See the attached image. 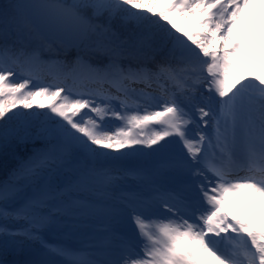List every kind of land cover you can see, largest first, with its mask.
Masks as SVG:
<instances>
[{"label":"snow or ice","instance_id":"obj_1","mask_svg":"<svg viewBox=\"0 0 264 264\" xmlns=\"http://www.w3.org/2000/svg\"><path fill=\"white\" fill-rule=\"evenodd\" d=\"M10 149L0 264H264V0H11Z\"/></svg>","mask_w":264,"mask_h":264},{"label":"rangeland","instance_id":"obj_2","mask_svg":"<svg viewBox=\"0 0 264 264\" xmlns=\"http://www.w3.org/2000/svg\"><path fill=\"white\" fill-rule=\"evenodd\" d=\"M45 59V57H44ZM56 59V58H53ZM47 71V70H46ZM11 79H17L16 76L11 77ZM22 79V78H21ZM50 79V78H49ZM207 94V93H206ZM217 99H219L218 97H216ZM19 110V109H18ZM33 111H36V109H33ZM42 111H47L42 110ZM115 123H118V120H114ZM169 140H175V137H170L168 138ZM163 143V142H162ZM11 149L9 150V153H11ZM110 151V150H109ZM112 155H118L115 152L111 153ZM128 162H135L136 164L141 163L142 161H137V160H127V161H121V162H117L119 163L120 166L122 167H132L133 165L131 163ZM127 186L136 189V185L129 181L126 184L122 185V187H124L125 189L127 188ZM231 200L235 201L237 204L242 205L246 211L250 212L251 215L253 216V218L255 219L256 223L258 224V226L260 227H264V209H262L258 203L249 200L247 197H245L243 194L240 195H236V196H231L230 197ZM49 241V243L52 244H56L59 243L58 240L53 239L52 237H46Z\"/></svg>","mask_w":264,"mask_h":264},{"label":"trees","instance_id":"obj_3","mask_svg":"<svg viewBox=\"0 0 264 264\" xmlns=\"http://www.w3.org/2000/svg\"><path fill=\"white\" fill-rule=\"evenodd\" d=\"M9 2H11V0H0V9H3V7ZM36 43V41H33L32 46H35ZM53 48L55 50L54 52H43V56L46 60L56 58L71 61L76 55L75 49H70L67 55H65L63 48H61L58 44H54ZM81 54L84 55L85 59H90V56L87 52L82 50ZM92 62L95 63V60H93ZM14 164L15 160L12 158L11 153L8 152L7 155L0 154V179L6 178V174L8 173V171H10Z\"/></svg>","mask_w":264,"mask_h":264},{"label":"bare ground","instance_id":"obj_4","mask_svg":"<svg viewBox=\"0 0 264 264\" xmlns=\"http://www.w3.org/2000/svg\"><path fill=\"white\" fill-rule=\"evenodd\" d=\"M114 120H115V119H108V120L105 121L106 125H107L110 129H114L117 125L120 124V121H119L118 123H115ZM143 150H144V151H149L148 149H143ZM116 154H118V153H116ZM128 163H131L133 166L136 165L135 162H128ZM126 190H133V188L127 186ZM9 227H10V228H14L15 225H13V224H9ZM86 231H87V230H86ZM49 236L52 237V238L55 239V240H58L59 243L64 242V241L58 239V238H57L56 236H54V235H48V237H49ZM6 239H8V238H7V237H4V236H0V244H2ZM72 243L75 244L76 241H72ZM8 258H9L10 260L12 259L11 256H9ZM24 258H25L24 256L17 257V259H24Z\"/></svg>","mask_w":264,"mask_h":264}]
</instances>
